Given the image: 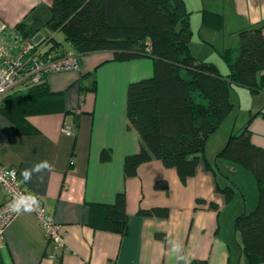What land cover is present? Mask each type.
Instances as JSON below:
<instances>
[{
	"label": "crops",
	"instance_id": "crops-1",
	"mask_svg": "<svg viewBox=\"0 0 264 264\" xmlns=\"http://www.w3.org/2000/svg\"><path fill=\"white\" fill-rule=\"evenodd\" d=\"M39 2L0 0V22L14 28L24 21L27 28L37 30V18L32 15ZM199 8L200 13L208 10L223 17L220 30L202 26L203 42L221 57L214 62L218 68H226L223 50L238 46V30L264 22V0H201ZM213 35H217L216 41ZM152 69L149 57L120 62L113 60L109 52L90 53L79 57L78 70L45 76L49 92L58 96L54 111L30 114L22 124L0 110V165L17 171L27 192L62 225L65 238L64 249L54 254L36 215L24 208L4 230V264L230 263L234 219L253 209L256 192L253 189V199L248 200L242 180L250 182L252 175L236 163L217 160L223 145L212 155H207L206 147L205 159L210 168L201 160L195 175L185 183L174 169L165 168L156 159L140 164L134 177L124 175L125 156L140 149L137 133L127 127V87L151 76ZM238 87L234 89L239 97L247 95L238 131L251 115L259 113L249 123L250 140L264 148V87L254 95ZM65 125L71 127L72 134L63 132ZM102 150L110 151L109 161H100ZM220 176L223 186L234 189L228 204L216 187H222ZM157 181H165L167 188L156 189ZM118 193L125 195V235L89 227L87 204H111ZM197 199L204 203L198 204ZM210 202L218 209L209 208ZM152 207L168 208V217L137 215L140 209Z\"/></svg>",
	"mask_w": 264,
	"mask_h": 264
},
{
	"label": "trees",
	"instance_id": "trees-1",
	"mask_svg": "<svg viewBox=\"0 0 264 264\" xmlns=\"http://www.w3.org/2000/svg\"><path fill=\"white\" fill-rule=\"evenodd\" d=\"M48 7L50 16L45 26L52 34L40 35L44 52L66 53L63 43L54 40L59 32L77 57L109 52L120 62L152 59V75L130 83L126 91L127 127L137 133L140 143L139 152L124 158L126 177H134L140 164L153 159L174 169L182 183L195 175L201 160L210 168L205 150L210 137L233 110L230 93L239 86L254 95L264 87V22L238 30V46L222 52L226 65L222 73L213 62L191 55V12L184 0H48ZM201 24L217 31L223 27V17L203 10ZM14 29L25 38H33L38 32L27 28L24 21ZM57 100L43 79L4 95L0 110L24 124L30 114L54 111ZM255 115L238 132H231L216 157L240 165L255 179L256 204L234 219V231L248 264H264V148L250 140L249 123ZM99 159L109 161L110 151L102 150ZM154 186L166 189L167 183L157 181ZM216 187L228 204L233 187ZM196 202L204 203L201 199ZM208 207L218 209L214 202ZM137 215L167 218L169 210L152 207L140 209ZM127 220L123 193H118L111 204H87L86 224L92 229L123 236ZM156 236L163 239L160 234ZM0 264H4L1 250ZM191 264L206 263L197 260Z\"/></svg>",
	"mask_w": 264,
	"mask_h": 264
},
{
	"label": "built area",
	"instance_id": "built-area-1",
	"mask_svg": "<svg viewBox=\"0 0 264 264\" xmlns=\"http://www.w3.org/2000/svg\"><path fill=\"white\" fill-rule=\"evenodd\" d=\"M39 35L25 38L14 28L0 22V98L9 92L22 90L43 81L46 75L79 69L76 54L44 52V43ZM63 132L72 134L71 127L65 125ZM0 250L4 248V230L13 218L24 208H31L42 226L47 243L54 254L65 247L63 227L48 213L43 204L33 203L31 196L11 167L0 165ZM19 199L17 200V198ZM16 202L19 210L13 208Z\"/></svg>",
	"mask_w": 264,
	"mask_h": 264
},
{
	"label": "rangeland",
	"instance_id": "rangeland-1",
	"mask_svg": "<svg viewBox=\"0 0 264 264\" xmlns=\"http://www.w3.org/2000/svg\"><path fill=\"white\" fill-rule=\"evenodd\" d=\"M186 7L188 9V11L191 12L190 14V26H191V30H192V36H191V40L189 43V49H190V53L192 56H194L195 58H197L200 61H206V62H212L213 63L216 61V59L221 58L219 57V53H217L214 49L208 48V45L203 42L204 39V27L202 28V24H201V13L198 11L201 5V0H184ZM33 11V15L35 18H37V30L39 34H41L42 36H51V32L46 28L45 26V22L46 19H48V17L50 16V11H49V7H48V0H40L38 7H35ZM214 41H216L217 39V35H213ZM54 40L55 41H59L62 42L64 45V48L66 49L67 53L70 54H75V50L73 48V46L68 43L65 42L63 39V35L59 32H56L54 34ZM210 50V51H209ZM209 55L211 58H205V57H209L207 56ZM205 59V60H204ZM207 59H212V60H207ZM220 71L222 73L226 72V68H219ZM237 88V87H236ZM240 89V87H238ZM237 89H233L232 90V96H231V102L234 103V110H232L231 112L234 113H230L229 115L231 116V114L233 115L232 119L229 120V117H226L221 124L219 125V127L217 128V130L215 131V133L212 135L211 140L207 146V155H212L213 153H215L214 151L216 149H218V147L222 148L225 146L227 139L225 138V135L227 133V131H229V129H231V126H235L234 127V132H238V129L240 127V124L242 123V118H243V112L246 109V105H247V95L244 94V96H240L236 91ZM250 98V95H249ZM2 99V98H1ZM240 112V114H239ZM242 113V114H241ZM230 135V134H229ZM229 137V136H228ZM221 148V149H222ZM215 158V156H214ZM219 162H225L227 161L226 159L223 158H218L217 159ZM218 166L221 168V165L218 163ZM219 172L221 173V169L219 170ZM219 173V174H220ZM250 174V173H248ZM221 175V174H220ZM232 176V175H231ZM219 182L222 183V187L224 184V179H222V177H219ZM242 185L243 188L247 194V199L250 200L251 198L253 199L252 195H253V189H255L256 192V184H255V179L252 176L251 181L249 182L247 179H243L242 180ZM233 198V197H232ZM250 210H248L249 212ZM233 228H234V223H233ZM230 240H229V246L231 249V261L229 264H247V260L245 258V256L241 253V240L238 234L234 235V230H232L230 232Z\"/></svg>",
	"mask_w": 264,
	"mask_h": 264
},
{
	"label": "clouds",
	"instance_id": "clouds-1",
	"mask_svg": "<svg viewBox=\"0 0 264 264\" xmlns=\"http://www.w3.org/2000/svg\"><path fill=\"white\" fill-rule=\"evenodd\" d=\"M18 199H19V197L17 198V200H18ZM32 200H33V203H34V204H37V205H38V201H36L35 197H33ZM12 206H13L14 209L19 210L18 205H17V203H16L15 201L13 202V205H12ZM28 210H31V208H29ZM175 246H176L177 248L179 247L178 244L175 245Z\"/></svg>",
	"mask_w": 264,
	"mask_h": 264
}]
</instances>
